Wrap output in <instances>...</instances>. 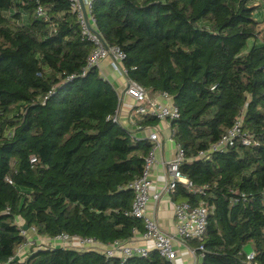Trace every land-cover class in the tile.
Listing matches in <instances>:
<instances>
[{"label": "trees", "instance_id": "obj_1", "mask_svg": "<svg viewBox=\"0 0 264 264\" xmlns=\"http://www.w3.org/2000/svg\"><path fill=\"white\" fill-rule=\"evenodd\" d=\"M255 2L264 6L92 2L105 42L126 54L127 78L151 96L167 93L179 110L170 124L192 188L179 184L172 197L209 208L206 232L187 241L202 255L199 264H246L248 244L264 264V17L257 18ZM39 5L47 19L37 15ZM93 48L70 0H0V264H171L156 251L122 263L99 250L60 246L15 257L27 241L25 225L44 238L68 233L104 245L144 232L129 214L128 185L141 176L154 142L114 121L119 94L99 67L82 75ZM139 118L140 126L160 122ZM240 119L250 145L239 139L199 157Z\"/></svg>", "mask_w": 264, "mask_h": 264}, {"label": "built area", "instance_id": "obj_2", "mask_svg": "<svg viewBox=\"0 0 264 264\" xmlns=\"http://www.w3.org/2000/svg\"><path fill=\"white\" fill-rule=\"evenodd\" d=\"M70 2L72 4V8L78 13L83 36L94 44V48L88 56L82 75H85L87 70L90 68L100 67L101 62L104 59L111 57L113 69L127 78V71L122 64L126 54L119 47L110 46L105 42V40H103V37V39L101 38L102 35L96 28L95 20L91 14L93 0H84V3L88 13V22L98 33L89 29L79 0H70ZM36 13L38 16H43L45 19H47L46 12L44 8L41 7V5L38 6ZM70 78H74V76H71ZM125 92L133 97V99L137 102V106H135L133 109V113L135 115L148 114L155 116L160 120L168 121L176 119L180 115L179 110L174 105V103L169 102V99L172 98L167 93H161L160 95V97L163 98L165 102H162L157 98H151L145 88L133 81H130L129 79ZM51 94L52 92H49L48 96ZM114 121H119L118 114L114 116ZM148 139L154 142V147L145 158L144 169L141 176L133 180L128 185V187L134 192V200L129 214L136 216L143 221L144 232L142 233V237L144 240L151 242L152 246H141L138 244H130L116 240L105 246L104 249H99V246H103L104 244H102L97 239L68 233H60L52 238H49L51 244L61 243L64 244V247L76 248L80 250L96 249L103 252L109 258H120L122 263L133 256H146L149 252L156 251L163 258L171 262V264H178V251L175 247V240L185 242V244L189 246L187 243L188 240L201 239L206 232L209 208L202 203L199 205H193L189 202H180L174 205V214L176 218L175 236L170 235L162 230L158 222L154 218L148 216L147 207L151 198L159 200L164 193L168 194L173 192L179 184H183L189 189L192 188V182L180 170V166L185 160V151L184 148L178 144L175 156L171 160L165 162L167 174L165 185L162 189L151 193L150 190L153 187V182L150 176V171L152 165L156 161L155 151L160 146V144L158 134L155 132L149 134ZM239 139L244 145H250L252 142L251 138L242 132L241 119L236 121V123L230 129H228V131L222 136L220 140L212 144L209 150L200 152L199 157L208 158L211 152L223 151L227 147H232ZM35 161L36 158L32 157L31 162ZM7 180L12 183L9 178H7ZM21 233L27 238V241L18 248L16 255L18 254V251H20V249L24 246L33 247L36 249L41 246L36 244L38 239L31 236V234H36L33 228L24 229V227H22ZM200 249L203 248L200 247ZM189 250L194 257V264H199L202 255L199 256L196 250L191 247ZM255 257L256 253L254 250L246 252V264H258L255 261ZM11 260L12 258L10 261Z\"/></svg>", "mask_w": 264, "mask_h": 264}, {"label": "crops", "instance_id": "obj_3", "mask_svg": "<svg viewBox=\"0 0 264 264\" xmlns=\"http://www.w3.org/2000/svg\"><path fill=\"white\" fill-rule=\"evenodd\" d=\"M100 72L102 76L108 79L116 88L120 102L118 117L119 121L126 126V128L133 132V135L137 138H149V134L155 132L159 137L160 146L155 151L156 161L151 167L150 176L153 182V187L151 188V193L158 191L163 188L166 183L167 174L165 169V162L171 160L176 153L177 142L173 138V131L171 128L170 121L160 120L159 124L153 126H140L138 124L139 115L133 113V109L137 106V102L128 95L125 91L128 86V79L126 76L115 71L112 67V58L104 59L100 64ZM161 94H156L155 96L149 95L151 98H157L162 102H165L163 98L160 97ZM169 102H173V99H169ZM181 200H175L172 197V192L168 194H163L159 200L151 198L148 207L147 214L151 218H154L161 229L170 235L175 236L176 234V218L174 214V205L180 203ZM21 224V223H19ZM33 237H37L39 248H45L47 246L52 247H64L61 243H50L49 238H44L36 234H31ZM130 244H138L141 246H152L151 242L144 240L142 233L136 232L134 236L126 241ZM107 245L99 246V249H104ZM175 247L178 251L177 263L178 264H194V257L190 252V247L180 240H175ZM33 247L24 246L18 251L16 258L23 261L27 258L30 250ZM36 249V248H34ZM96 250V249H95ZM253 250V249H252ZM247 252V251H246Z\"/></svg>", "mask_w": 264, "mask_h": 264}, {"label": "rangeland", "instance_id": "obj_4", "mask_svg": "<svg viewBox=\"0 0 264 264\" xmlns=\"http://www.w3.org/2000/svg\"><path fill=\"white\" fill-rule=\"evenodd\" d=\"M255 4H256V6H258V7H257V10H256V11H257V12H256V16H257L258 19L262 20V18L264 17V6H263L260 2H255ZM17 222H18V223H22V221H21L20 218L17 219ZM34 236H36V234H34ZM36 238H37V237H36ZM37 239H38V238H37ZM38 240H39V239H38ZM36 244H38V241L36 242ZM245 249H246L247 252H249V251L252 250V246L248 244V245L245 247Z\"/></svg>", "mask_w": 264, "mask_h": 264}, {"label": "water", "instance_id": "obj_5", "mask_svg": "<svg viewBox=\"0 0 264 264\" xmlns=\"http://www.w3.org/2000/svg\"><path fill=\"white\" fill-rule=\"evenodd\" d=\"M79 3H80V6H81V9H82V12H83V14H84V17L86 18V20H87V24H88V27H89V29L91 30V31H93V32H97L91 25H90V23L88 22V13H87V11H86V7H85V3H84V0H79ZM98 33V32H97ZM101 38H102V36H101ZM103 39V38H102ZM104 40V39H103ZM175 105V104H174ZM24 229H28V226H24Z\"/></svg>", "mask_w": 264, "mask_h": 264}]
</instances>
